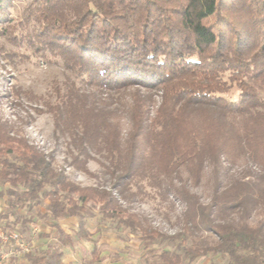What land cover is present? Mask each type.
<instances>
[{"label": "trees", "instance_id": "trees-1", "mask_svg": "<svg viewBox=\"0 0 264 264\" xmlns=\"http://www.w3.org/2000/svg\"><path fill=\"white\" fill-rule=\"evenodd\" d=\"M11 2L0 0V34L61 60L85 84L70 79L56 103L35 110L53 113L55 138L67 140L72 166L89 172L95 159L98 178L107 180L75 183L53 166L52 154L0 117L6 228L27 223L22 206L34 215L47 199L44 216L57 230L40 264H65L63 248L74 244L59 219L79 217L75 235L92 239L85 221L92 203L139 230L145 247L167 238L185 242L200 228L218 237L215 244L162 249L161 264H191L211 253L225 264H264V0H28L17 20L9 17ZM234 87L237 98L229 97ZM113 92L125 94L114 102ZM122 115L130 123L125 133ZM243 157L247 167L226 179ZM208 167L215 184L208 203L172 180L185 169L199 184ZM137 179L168 180L185 203L183 231L164 233L124 205ZM257 207L261 218L252 225Z\"/></svg>", "mask_w": 264, "mask_h": 264}, {"label": "rangeland", "instance_id": "rangeland-1", "mask_svg": "<svg viewBox=\"0 0 264 264\" xmlns=\"http://www.w3.org/2000/svg\"><path fill=\"white\" fill-rule=\"evenodd\" d=\"M27 1L12 0L8 10L9 17L17 20ZM70 79L80 87L85 85L80 78L64 66L61 60L46 57L27 44H14L0 34V117L13 124L19 134L25 135L45 153L52 154L53 166L57 169H65L68 177L75 183L85 186L107 185L105 178H98L102 175V166L95 159L89 161V172L79 170L70 164L72 159L67 140H61L59 143L55 138L53 113L49 111L38 113L35 110L36 107H46L48 103H56L58 92H66ZM16 89H19V94L15 93ZM123 94L125 93L113 92V101L117 102ZM238 95L239 91L234 87L229 97L237 98ZM156 99L158 100L159 97L156 96ZM155 107L156 103L152 104V111L155 110ZM119 122L125 133L130 128L129 120L122 115L119 117ZM246 167L247 160L243 157L230 167L225 178L229 179L234 174L239 175ZM172 180L177 185L185 183L203 203L209 202L215 186L214 177L209 167L204 171L199 184L192 182L185 169L180 174L173 175ZM152 183L148 179L134 181L130 188L136 194L131 196L128 201H123L124 205L141 214L151 226L164 233L174 235L183 231L182 215L185 203L174 196L167 184L168 180L162 181L161 184ZM8 187L9 184L5 183L0 185V190L6 192ZM47 203V199L40 203L34 215L26 212L25 206L21 207L23 211L21 212L27 218V223L24 220L20 221L13 231L23 234L24 241H29V247L42 242L43 238L39 237L40 241L38 242L35 239L39 234L30 233L29 229H22L26 224L31 223L38 224L45 230L51 228L49 226L51 219L44 216ZM87 207L85 221L92 237L91 240L81 239L75 235L78 230L79 217L73 216L61 221L63 227L70 230L75 239L73 245L64 248L66 264H161L159 253L162 249L178 247L182 251L185 247L215 244L218 240L217 235L212 231L200 228L196 229L185 242H181V237H177L174 241L167 238L157 240L145 247L139 230L133 231L125 227L117 217H105L99 209V204L92 203ZM260 218L261 211L257 207L251 211L248 222L255 225ZM10 248L16 249L13 245H10ZM95 248L99 250L98 258L93 254ZM29 261L35 263L36 258L30 257ZM212 261L217 264H225L226 258L211 253L208 256L200 257L191 264H210Z\"/></svg>", "mask_w": 264, "mask_h": 264}, {"label": "crops", "instance_id": "crops-1", "mask_svg": "<svg viewBox=\"0 0 264 264\" xmlns=\"http://www.w3.org/2000/svg\"><path fill=\"white\" fill-rule=\"evenodd\" d=\"M7 208H8V195L4 191V193L2 195H0V217L4 218L5 221H7V218L3 217L2 215L6 212ZM21 211L22 210L20 209L19 214L23 215V213H22L23 211L22 212ZM35 212H37V210H35ZM72 217H68V218H72ZM48 219H50V218H48ZM65 219L66 218L59 219V221H58L59 225L61 226V228L64 231L66 230L65 232L72 234V232H70V230L65 229V227H63V224L61 223V221L65 220ZM51 222H52V218H51V221H49V226L51 228H49L48 230L42 229L41 226H39L38 224H35V223L29 224V232L39 234L35 240L39 242L40 241L39 237H41L43 239H42V242L35 243L34 245H32V247H30V251H28V252L23 251L19 246H15L13 243L4 244L0 248V264H40L41 258L43 257L47 247L49 245L55 244L58 240L57 230L54 227H52ZM42 230H44V231H42ZM43 235H48V236H43ZM22 236L24 237L23 234H22ZM32 240H33V238H32ZM74 242H75V240H74ZM27 243L29 244V241ZM10 245H13L16 249L15 250H13L11 248L9 249ZM64 248H63V250H64ZM65 256H66V252L64 250L63 261L66 264ZM30 257L36 258V262L32 263V261H29Z\"/></svg>", "mask_w": 264, "mask_h": 264}, {"label": "built area", "instance_id": "built-area-1", "mask_svg": "<svg viewBox=\"0 0 264 264\" xmlns=\"http://www.w3.org/2000/svg\"><path fill=\"white\" fill-rule=\"evenodd\" d=\"M5 222L4 218L0 217V248L6 243H13L25 252L30 251L29 244L24 241V237L19 232L6 228Z\"/></svg>", "mask_w": 264, "mask_h": 264}]
</instances>
